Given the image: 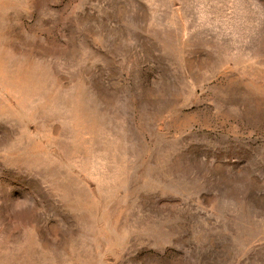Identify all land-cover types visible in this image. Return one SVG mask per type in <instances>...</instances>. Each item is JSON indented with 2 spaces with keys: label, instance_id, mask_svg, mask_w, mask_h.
Segmentation results:
<instances>
[{
  "label": "rangeland",
  "instance_id": "1",
  "mask_svg": "<svg viewBox=\"0 0 264 264\" xmlns=\"http://www.w3.org/2000/svg\"><path fill=\"white\" fill-rule=\"evenodd\" d=\"M0 264H264V0H0Z\"/></svg>",
  "mask_w": 264,
  "mask_h": 264
}]
</instances>
